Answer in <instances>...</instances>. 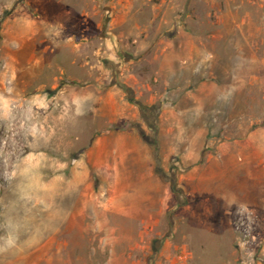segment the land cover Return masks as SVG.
Instances as JSON below:
<instances>
[{
  "label": "rangeland",
  "instance_id": "rangeland-1",
  "mask_svg": "<svg viewBox=\"0 0 264 264\" xmlns=\"http://www.w3.org/2000/svg\"><path fill=\"white\" fill-rule=\"evenodd\" d=\"M0 264H264V0H0Z\"/></svg>",
  "mask_w": 264,
  "mask_h": 264
},
{
  "label": "bare ground",
  "instance_id": "bare-ground-1",
  "mask_svg": "<svg viewBox=\"0 0 264 264\" xmlns=\"http://www.w3.org/2000/svg\"><path fill=\"white\" fill-rule=\"evenodd\" d=\"M228 32H229V31H228ZM228 32H227V33H228ZM230 32H231V30H230ZM230 38H231V37H230ZM221 39H222V38H221ZM187 40H188V39H187ZM227 40H228V39H227ZM233 40H234V39H233ZM216 42H217V41H216ZM222 42H224V41H222ZM227 42H228V41H227ZM228 43H229V42H228ZM228 43H227V44H228Z\"/></svg>",
  "mask_w": 264,
  "mask_h": 264
}]
</instances>
